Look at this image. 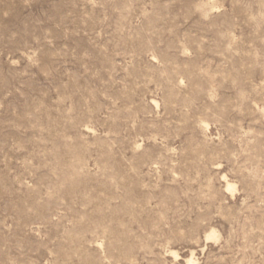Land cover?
Instances as JSON below:
<instances>
[{
    "label": "rangeland",
    "instance_id": "1",
    "mask_svg": "<svg viewBox=\"0 0 264 264\" xmlns=\"http://www.w3.org/2000/svg\"><path fill=\"white\" fill-rule=\"evenodd\" d=\"M0 264H264V0H0Z\"/></svg>",
    "mask_w": 264,
    "mask_h": 264
},
{
    "label": "bare ground",
    "instance_id": "2",
    "mask_svg": "<svg viewBox=\"0 0 264 264\" xmlns=\"http://www.w3.org/2000/svg\"><path fill=\"white\" fill-rule=\"evenodd\" d=\"M188 262H190V260H188ZM191 263V262H190Z\"/></svg>",
    "mask_w": 264,
    "mask_h": 264
}]
</instances>
